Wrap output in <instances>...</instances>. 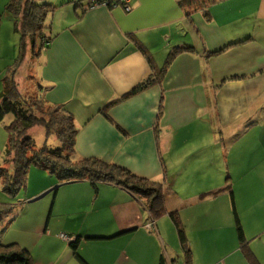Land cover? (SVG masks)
<instances>
[{"label": "crops", "instance_id": "0c3cea01", "mask_svg": "<svg viewBox=\"0 0 264 264\" xmlns=\"http://www.w3.org/2000/svg\"><path fill=\"white\" fill-rule=\"evenodd\" d=\"M10 1L0 0V94L5 78L20 84L28 56L17 63L21 35L5 11ZM47 1L58 6L47 20L52 42L29 72L36 95L72 114L77 159L99 158L164 184L167 209L186 230L191 264H249L238 219L264 264V0H132L130 12L122 5L90 9L92 0ZM186 45L193 52L179 55L161 84L133 93ZM0 124L5 167L9 138ZM37 127L29 131L33 138L59 145ZM35 169L22 204L60 187L50 210L43 204L35 221L19 223L23 236L14 243L34 252L33 264H82L61 235L80 238L88 264H160L163 256L187 264L169 215L149 230L144 201L127 189L103 183L95 194L88 180L58 184Z\"/></svg>", "mask_w": 264, "mask_h": 264}, {"label": "trees", "instance_id": "16d2710c", "mask_svg": "<svg viewBox=\"0 0 264 264\" xmlns=\"http://www.w3.org/2000/svg\"><path fill=\"white\" fill-rule=\"evenodd\" d=\"M117 0L93 3H107L112 8ZM58 6L47 0H11L6 7V14L11 15L15 20L16 30L21 35L20 52L17 63H21L26 55L28 41L38 38L48 48L52 38L48 37V18L55 13ZM19 15L22 17L19 18ZM209 16H207L208 18ZM248 37L244 40L234 41L223 47L220 51L209 53L208 56H215L226 48L244 44L250 41ZM42 44V45H43ZM193 46L176 47L171 51L165 67L145 83L138 86L133 93H138L152 84H161L168 67L182 53L193 52ZM141 50L147 54L145 48ZM40 51L42 52L43 49ZM149 55V54H148ZM151 60V59H150ZM4 90L0 94V123H4L8 116H12L10 123L5 125L8 133V145L4 154L5 167L0 168L2 189L6 195L14 196L22 188H26L28 175L31 168L36 167L49 172L60 184L88 180L91 182L95 194H98L100 185L103 183L117 184L144 201L153 221L162 219L169 215L174 221L181 249L185 254L187 264L192 262V249L186 230L177 214L169 212L166 201L167 195L164 191V184L149 179L135 176L131 171L117 164H111L99 158L89 157L77 159L76 141L79 130L77 129L72 114L64 107L50 105L40 96H26L19 90V85L13 76L4 79ZM41 126L45 129L47 138L54 136L59 145L52 148L45 144L38 147L35 139L29 134L34 127ZM12 167L10 163L12 152ZM230 189L226 186L211 195L219 196ZM209 194H202L201 198ZM14 210V205H0V221ZM237 231L240 248L249 264H261L249 246L241 222L237 220ZM80 238L77 237L71 243L75 257L82 264H88L79 252ZM0 264H33V257L28 249L22 248L19 244H0ZM160 264H170L163 256Z\"/></svg>", "mask_w": 264, "mask_h": 264}, {"label": "rangeland", "instance_id": "374dc122", "mask_svg": "<svg viewBox=\"0 0 264 264\" xmlns=\"http://www.w3.org/2000/svg\"><path fill=\"white\" fill-rule=\"evenodd\" d=\"M21 17L22 16L19 15V18H21ZM27 43H28V45H27L26 51L28 53V56H27V61L25 62L24 66L22 67V69L19 73V76H20V78H19V82H20L19 88L20 89L19 90L21 91V93L23 95L35 97V95H36L35 92L37 89L34 88V85L36 86V84H35L34 78L31 77L32 75L30 74L29 70L33 66L31 61L36 60L35 58L37 57V54L39 53L40 48H41V50L42 49L45 50L46 46L38 38L35 40V44L33 43V41H28ZM18 55H17V57H19ZM9 119L12 120V116H8L6 118V121H5L6 124L10 123V122H8ZM0 126H3V125L0 124ZM4 130L6 131V129H4ZM37 130H41V132L43 131V129L41 127H37ZM34 138H35V141H36V144L38 147L42 148L45 145L46 142H45L44 137L41 138V136L36 134V136ZM47 145L51 146V143L48 142ZM57 147L58 146H55V147L52 146V148H57ZM13 157H14V151L12 152L11 157H9L10 163L7 165L8 168H10V166L12 167L11 163H12ZM0 168H3V167H0ZM33 168H34V170H36L35 169L36 167H33ZM47 175L48 176L46 178H48L51 174L48 173ZM28 177H30V172H29ZM58 184H60V183L58 182ZM1 185H2V181H1ZM26 191L27 190L22 188L16 195L10 196V195H6L3 192L2 187L0 186V200L2 201V203L4 202L5 204L14 205V210L8 216L4 217L3 220L0 221V244H2V245H10V244H13L15 240L20 239L23 236V234L21 232V229L18 228V227H20L19 223L22 222V225H23V222L26 221V224L29 225L28 222H30V220L35 221V215L37 214V210L43 204H44V206H46L45 207L46 211L48 209L47 204H50V207H49V210H50L51 204L53 203L54 196L56 193V192H53L51 194H47L45 197H43L41 200H38V201L28 202V203L25 202L24 204H22V202L25 199ZM48 215H49V212H48ZM47 218H48V216H47ZM43 223H44V221H43ZM37 251H38V249H35V253ZM41 252H43V251H41ZM33 253H32V256L34 257Z\"/></svg>", "mask_w": 264, "mask_h": 264}, {"label": "built area", "instance_id": "2783aa9c", "mask_svg": "<svg viewBox=\"0 0 264 264\" xmlns=\"http://www.w3.org/2000/svg\"><path fill=\"white\" fill-rule=\"evenodd\" d=\"M116 2L117 3L114 6L122 5L127 12L132 11V0H117ZM100 7H107V3H93L91 4L90 9H97ZM154 227H155V221L149 223L148 225L149 230H153ZM61 237L68 242H73L74 240L72 237L66 235H61Z\"/></svg>", "mask_w": 264, "mask_h": 264}, {"label": "water", "instance_id": "95a60500", "mask_svg": "<svg viewBox=\"0 0 264 264\" xmlns=\"http://www.w3.org/2000/svg\"><path fill=\"white\" fill-rule=\"evenodd\" d=\"M74 182V181H73ZM69 183V182H68ZM60 187V185H58L56 188H54V192H56L57 190H58V188ZM46 196V194L44 195V196H41V199L43 198V197H45Z\"/></svg>", "mask_w": 264, "mask_h": 264}]
</instances>
